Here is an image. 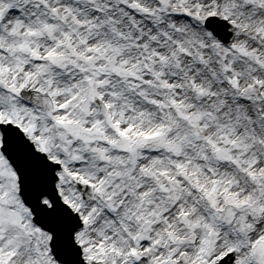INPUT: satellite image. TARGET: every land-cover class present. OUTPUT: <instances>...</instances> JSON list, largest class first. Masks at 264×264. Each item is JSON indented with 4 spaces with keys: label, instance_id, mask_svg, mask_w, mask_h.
<instances>
[{
    "label": "snow or ice",
    "instance_id": "1",
    "mask_svg": "<svg viewBox=\"0 0 264 264\" xmlns=\"http://www.w3.org/2000/svg\"><path fill=\"white\" fill-rule=\"evenodd\" d=\"M0 264H264V0H0Z\"/></svg>",
    "mask_w": 264,
    "mask_h": 264
}]
</instances>
